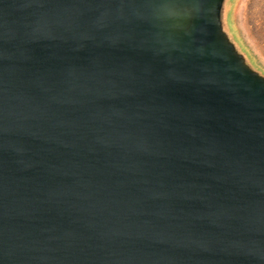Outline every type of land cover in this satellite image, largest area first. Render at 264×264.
<instances>
[{
    "label": "water",
    "instance_id": "water-1",
    "mask_svg": "<svg viewBox=\"0 0 264 264\" xmlns=\"http://www.w3.org/2000/svg\"><path fill=\"white\" fill-rule=\"evenodd\" d=\"M226 2L0 0V264H264Z\"/></svg>",
    "mask_w": 264,
    "mask_h": 264
},
{
    "label": "rangeland",
    "instance_id": "rangeland-1",
    "mask_svg": "<svg viewBox=\"0 0 264 264\" xmlns=\"http://www.w3.org/2000/svg\"><path fill=\"white\" fill-rule=\"evenodd\" d=\"M224 18L237 49L264 76V0H227Z\"/></svg>",
    "mask_w": 264,
    "mask_h": 264
}]
</instances>
